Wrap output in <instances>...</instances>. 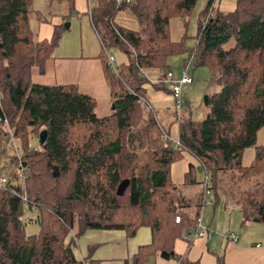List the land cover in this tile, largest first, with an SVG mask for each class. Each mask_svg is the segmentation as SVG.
I'll return each mask as SVG.
<instances>
[{
	"label": "trees",
	"instance_id": "16d2710c",
	"mask_svg": "<svg viewBox=\"0 0 264 264\" xmlns=\"http://www.w3.org/2000/svg\"><path fill=\"white\" fill-rule=\"evenodd\" d=\"M197 1L131 0L116 6L115 0H94L89 17L101 30L103 49L118 48L128 58L113 71L100 55L113 98L111 113L100 117L94 98L76 85L32 83L33 69L44 72L60 30L35 42L28 27L31 1L0 0V264H87L74 253L84 232L133 235L140 227L151 230V243L125 264H146L156 254L168 260L175 257L179 231L193 227L223 175L231 173L228 181L241 184L264 173V147L250 167L241 164L264 127V0H234L232 12L214 10L217 0H202L195 46L188 48L186 34L171 40L170 22L187 20ZM124 10L136 17L139 31L114 23ZM183 54L193 67L210 70L215 91L203 97L207 113L201 122L175 120L174 142L155 112L140 110L147 83L140 73L163 72L169 57ZM34 139L38 144L31 147ZM184 152L210 178L207 198L202 188L194 200L182 192L196 184L192 165L182 188L172 183L171 165ZM124 180L128 185L120 196ZM236 201L245 221L264 222V200ZM190 209L192 214L185 212ZM33 223L38 229L29 232L26 226ZM216 264H224L222 256Z\"/></svg>",
	"mask_w": 264,
	"mask_h": 264
},
{
	"label": "rangeland",
	"instance_id": "374dc122",
	"mask_svg": "<svg viewBox=\"0 0 264 264\" xmlns=\"http://www.w3.org/2000/svg\"><path fill=\"white\" fill-rule=\"evenodd\" d=\"M30 13H29V21L28 27L29 30L33 33L34 41H39L42 39L50 40L55 32L60 30L61 35L59 34V38L56 41V46L52 52L53 56L63 57L59 60L58 63L53 62L52 60L45 63L44 72L40 73L38 69H33L31 75V81L35 84H42V85H57L61 83H69L70 81H75V83H83V80L87 81L86 79L91 78L92 74L86 73L85 65L88 64L90 67L96 66L93 63L95 60L101 61L100 55L104 54L105 57L103 58L104 61L108 62L107 56H112L115 59V62H112L110 66L113 71L117 70L120 66L122 61H125L127 57L120 49L115 47H107L105 50L101 45V30L99 28L94 27L91 24V19L89 17V5L93 4L94 0H74V4L69 6L66 3H56L51 2L50 0H30ZM202 0H198L191 10V13L187 20H179V19H172L170 22V37L171 40L178 41L184 34L188 36L189 39L186 41V45L192 48L195 46L194 38L199 30V17L200 12L202 11ZM131 14L129 10H124ZM191 24V25H189ZM69 25L68 27H66ZM185 26V27H184ZM64 29H63V28ZM191 28V30H190ZM99 57V58H98ZM177 58L181 62V56H173L167 59V69L170 62ZM86 59V60H85ZM86 61V62H85ZM184 68H192L193 66L190 64L189 60L184 59L183 61ZM116 67V68H115ZM170 67V66H169ZM196 68V67H194ZM147 69V68H146ZM151 69V68H149ZM154 70H159L160 68H153ZM166 69V70H167ZM176 72H177V68ZM145 70V69H144ZM163 70V69H162ZM165 70V71H166ZM202 70L206 72L205 78L202 75ZM143 71V70H141ZM191 69V74H193ZM162 72V71H161ZM107 73V72H106ZM164 73V71H163ZM166 73V80L168 84L163 83L165 86H169L170 79L167 78ZM189 73V70H188ZM197 74H194L193 85L194 88L192 92L187 94L184 91L182 92L183 97V104L181 109L178 110V107L175 106V116L176 120L183 118H189V116H184V113L187 111L191 119L194 122H201L207 113V109L203 104V97L205 94L212 93L215 91L213 87V83H211V72L206 67H198L196 71ZM108 74V73H107ZM140 74H143L141 72ZM190 74V73H189ZM87 76V78H86ZM174 76V75H173ZM108 79L110 80L109 75H107ZM179 78V77H178ZM178 78H173L176 81ZM109 88H110V82ZM89 81V80H88ZM87 81V82H88ZM91 82V81H90ZM74 83V82H72ZM116 83V80L113 81ZM150 83L145 84V94L146 97H141L138 100V105L142 114L150 115L154 111L151 108H154V102L151 99L152 92L149 90ZM81 88H84L83 85H80ZM117 87V84H116ZM109 88H105L104 90L99 91H92L89 92L96 96L97 99V114L98 116H103L105 114H110L112 110L108 109L112 108L113 98L111 96V90ZM170 86L168 87V89ZM184 88V87H183ZM87 89V88H86ZM109 90V94H108ZM169 91H171L169 89ZM171 93V92H170ZM161 94H164L162 91ZM172 103L167 102V99L164 101V107L168 108L171 107L173 104L176 105V101L171 93ZM106 103H110L107 105ZM155 112L156 115H159V112L156 108ZM151 111V112H150ZM153 111V112H152ZM169 113L172 115V109H168ZM150 112V113H149ZM38 141L36 139L32 140L31 147H36ZM264 147V127H262L256 136L255 143L247 147L242 155L241 164L244 167H250L256 158V152L259 149ZM198 161L194 159L189 153L184 152L182 153L181 157L175 161L170 168V179L174 185L179 188H182V184L185 181V174L189 169V165L194 166L193 171V178L196 181L194 187L183 188L182 192L186 194V197H189L191 200L195 199V195L201 191V183L204 182L205 174L203 170L200 169L198 165ZM14 171V170H13ZM231 177V173L227 174ZM228 176L223 175L221 177V182L217 187V194L218 196L221 193L227 198L231 204L233 203L235 207L240 208V203L236 200H244L253 198L256 200H264V173L255 175L247 179L244 183L237 184L236 182H230L227 179ZM203 191V189H202ZM221 192V193H220ZM203 194V193H202ZM212 199V197H209ZM236 200H234V199ZM211 200H207V205H211L209 203ZM221 203H224L222 199ZM206 205V206H207ZM223 204L218 206L216 209V216H219V221L225 222L227 224V216L224 215L222 207ZM211 209L213 211V207H208L207 211ZM227 210H230L228 205ZM233 210H237L236 208L232 207L231 212ZM188 214H192L194 212L193 209L186 210ZM220 212L223 214V217L220 220ZM236 213V212H235ZM226 216V218H225ZM36 223L30 224L26 226V229L29 232L37 231L38 226L35 225ZM212 232L213 229H211ZM181 230L179 231L180 234ZM207 240V239H205ZM187 242L179 240L176 242V249L174 250L175 257H171L167 261H163L158 258L157 264H184L182 261V253L186 247ZM192 243H189V245ZM177 245H182V249H177ZM179 254V255H178ZM156 258L150 260L149 264H154Z\"/></svg>",
	"mask_w": 264,
	"mask_h": 264
},
{
	"label": "crops",
	"instance_id": "0c3cea01",
	"mask_svg": "<svg viewBox=\"0 0 264 264\" xmlns=\"http://www.w3.org/2000/svg\"><path fill=\"white\" fill-rule=\"evenodd\" d=\"M202 6L204 7L203 1ZM213 9L219 12H232L235 9V1L217 0L213 6ZM113 21L117 25L130 31L140 30V26L136 17L127 11H118L114 16ZM188 48H192V45ZM178 56H181V62L178 63L179 60L174 58L164 73L156 69H145L143 70V74H141L142 76H145L147 83H150L149 85L152 86V88L149 87V90L152 92L151 99L154 102V108H156L159 112V115H156L157 119L167 130V135L169 138L174 142H176L178 139V122H175L176 119L174 118L176 105L173 104L168 108H165L163 105L166 99L167 102L172 103L171 93L169 91L170 88L168 89L169 86L167 87L163 84L164 82L165 84H168L165 78V72H171L172 75H174L173 78H178L182 73H187V75L192 79V83L183 88L182 92L184 91L185 96V93L189 94L192 92V89L194 88V74H197L196 71L198 70V68L194 67H189L187 69L184 68L182 61L187 58V54ZM62 58L52 55V57L47 62L52 60L53 62L58 63ZM127 59L128 58L126 57L125 61H122L121 65L125 63ZM113 62H115V59ZM93 63H95L96 66L90 67L88 64L85 65L86 73L88 72L92 74L91 78L86 79L87 81L89 80L88 82L83 80V83L78 84L75 83V81H70L69 83H61L57 85H76L81 93L87 94L97 101L96 96L89 92L109 88V83L104 61L102 59L101 61L95 60ZM175 68H177V72ZM191 69L194 70L193 74H191ZM188 70L190 74L188 73ZM201 72L205 78L207 75L206 72H204V70ZM80 85H83L84 88H81ZM156 85H158V87H156ZM162 91H164V94H161ZM208 92L207 94H209ZM106 104L110 105V103ZM97 106L98 103L96 102V115H98L96 112ZM154 108L151 109L155 112ZM170 108L173 111L172 115L168 111ZM109 110L111 109L109 108L108 111ZM184 116H189V118H191L187 111L184 113ZM246 181H242V183ZM201 188L203 189V184H201ZM211 197L212 199H209L211 200L212 204L203 208L202 215L204 226L210 230L213 229L214 232L211 238L208 240L196 239L190 245L185 243L186 247L184 251L180 253L183 256L182 261L184 264H216V258L218 256L223 257L224 264H264V222L245 221L242 207H235L234 204H231V202L225 198L222 193L220 196H218L217 191H214ZM219 199H222L225 202L221 203ZM222 204L223 207H221L223 213L227 216V224H225V222L219 221V216H216L215 214L217 207ZM228 205L230 207L229 211L227 210ZM209 206L213 207V211L211 209L207 211ZM232 207L236 208L237 210H233L231 212ZM221 213L222 212H220V220L223 217V214ZM231 233L237 236L236 242H231L224 238L226 234ZM151 239V230L147 227L138 228L133 235H128L123 230L115 229L88 230L76 240L74 253L76 258L81 261H86L87 264H125L134 258L140 247L149 245L151 243ZM178 240L179 238L176 240V242ZM176 242L173 246V252L176 249ZM182 247V245H177V249L179 250H181ZM153 258H156L154 261H152L154 264L158 263V258L163 261H167L166 259L161 258L159 254H156L151 257L146 262V264H149L151 262L150 260Z\"/></svg>",
	"mask_w": 264,
	"mask_h": 264
},
{
	"label": "built area",
	"instance_id": "2783aa9c",
	"mask_svg": "<svg viewBox=\"0 0 264 264\" xmlns=\"http://www.w3.org/2000/svg\"><path fill=\"white\" fill-rule=\"evenodd\" d=\"M131 0H115L116 6L121 5L122 3H130ZM89 5V1H88ZM93 8V4L89 5V13L91 12ZM108 62L107 65L110 67L112 65V62L114 61L112 56H107ZM188 68V67H187ZM186 68V69H187ZM167 78L170 79V92L172 93L175 101H176V107H178V110L181 109V106L184 102L183 97H182V90L183 87L188 86L192 83V79L187 75V73H182L179 78L174 81L173 75L171 72L167 73ZM165 83V82H164ZM180 117L178 116V119ZM5 182V180H2L1 183ZM211 180L208 177L207 174H205V179L203 182V195L204 197L210 196L211 192ZM212 203V202H211ZM207 205V201L205 202L204 206ZM22 221V218H20ZM180 217L175 218V223H180ZM213 232L204 226L203 224V215L200 213L199 216L195 219V222L193 224V227L191 228H186L182 229L179 235V238L185 242L192 243L196 239H210L212 236ZM225 239L231 241V242H236L237 241V236L235 234H226L224 236Z\"/></svg>",
	"mask_w": 264,
	"mask_h": 264
},
{
	"label": "water",
	"instance_id": "95a60500",
	"mask_svg": "<svg viewBox=\"0 0 264 264\" xmlns=\"http://www.w3.org/2000/svg\"><path fill=\"white\" fill-rule=\"evenodd\" d=\"M68 26H69V25H67L66 27H68ZM112 107H113V106H112ZM45 137H46V131H41L40 134H39V141H40L41 144L44 143V141H45ZM127 185H128V181H127V180L122 181V182L120 183L119 187H118L117 194L121 196V195L124 193V191H125ZM173 254H174V253L171 252V255H173Z\"/></svg>",
	"mask_w": 264,
	"mask_h": 264
}]
</instances>
